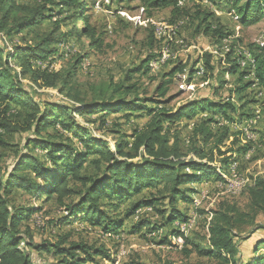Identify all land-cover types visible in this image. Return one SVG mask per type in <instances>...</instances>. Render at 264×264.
Wrapping results in <instances>:
<instances>
[{
  "label": "trees",
  "instance_id": "16d2710c",
  "mask_svg": "<svg viewBox=\"0 0 264 264\" xmlns=\"http://www.w3.org/2000/svg\"><path fill=\"white\" fill-rule=\"evenodd\" d=\"M116 1L120 4L125 0ZM139 1L151 10L171 8L175 17L181 9V2L186 0ZM187 1L197 3L204 0ZM226 3L231 5V11L239 16L244 27L257 25L264 19V0H226ZM48 5H63L74 10L72 16L62 20V23L72 20V30L64 32L61 22L55 21L54 29L35 44L13 45L9 48V40L13 35L38 28L54 19L53 15L48 14L53 12V8H48ZM88 7L89 4H86L85 0L83 2L62 0L58 3L48 0L44 5L35 8L17 5L16 0H0V149L12 147L7 138L29 134L22 149L16 151L17 159L12 169L4 171L0 168V264H36L31 249L51 255L54 261L49 264H104L98 258L110 261L111 264H116L117 261L104 250H94L85 244L66 246L67 237L55 244H35L31 237H26L21 231V224L38 211L12 206L10 196L14 189L29 194L36 193L37 198L44 196L46 200L56 197L61 206L64 205L65 199L78 196V200L71 199L70 206L66 208L67 222L87 221L93 227L102 228L106 234L118 235L122 231V221L112 217L108 211V208L115 211L119 209L116 202L121 203L146 190H157L162 186L151 198H142L133 203L126 211L125 218L135 217L143 209L152 211L161 201L166 200L169 205V215L167 218L164 217L166 223L183 224L188 221V216L179 211L177 204L191 203L192 197L197 193L188 186L212 178L223 181L217 167L204 162L208 155L202 148H193L192 152L197 160H184L185 156L179 146L180 140L175 138L171 144L168 129L182 119L192 120L209 113V116L203 117L205 119L201 118L199 124H195L194 136L202 145H212L211 151H217L224 157L226 154L222 153L220 148L232 134L229 127L224 126L223 132L218 136L214 133V125L219 124L217 117L231 120L228 118V112H234L235 106L230 101L193 100L175 111H170L159 107L151 108L150 103L159 105L160 102L143 98L138 94L135 85L125 87L122 84L113 87L110 94L108 91L100 90L94 94L92 101L87 102L78 94L72 96L70 91L66 90L71 74L63 80L65 86L60 89L61 95L65 94V98L70 100H45L37 94L38 90L59 87L62 81L61 72L51 68L48 61L64 60L65 51L61 46L71 45L69 41L72 38L86 37L93 49L102 51L103 35L98 34L97 29L90 26L89 18L84 15ZM13 11H18L22 17H13ZM209 16L204 17L202 22L207 25L205 32L219 35L220 45H224V40H229L230 43L231 34H222L220 30L215 31L212 25L207 24ZM11 19H14L15 23L9 28ZM79 22H84L85 27L78 28ZM153 32L156 42L161 47L163 41L156 38L155 29ZM251 48L246 49L252 54L254 64L245 68H241L240 64L244 61L242 52L239 54L240 47L232 52L235 64L229 69V73L238 74L240 77V86L234 91L240 100L245 98L248 90H254L253 88L264 92V47L254 44ZM156 57L150 56L137 72L144 70V74L145 72L148 74L151 70L149 65ZM213 58L214 55L209 52L199 58V63L203 64L201 70L203 75L204 70L205 73L211 72L214 75L216 67ZM81 61L83 62L82 58L77 59L75 68ZM185 69L183 64H178L164 76V81L157 89L158 97L167 95L176 75L183 73ZM196 74L197 70H189V83ZM222 74H215L214 78H221ZM246 79L248 81L243 82ZM25 82L32 87L25 85ZM18 110H23L24 115L22 116V112ZM136 113H146L151 117L146 129L136 131L131 142L118 143L115 152L106 141L94 138L92 130L77 120V116L91 118L99 114L100 128L104 129L109 116L123 115L122 117L128 118ZM141 115L136 117H142ZM252 116L250 113L243 114V123ZM118 125L116 123L117 127ZM74 140H77L81 147H78ZM260 141H264L263 135ZM250 148H255L254 144L253 147L243 146L238 152L244 156ZM31 151L39 154L34 155ZM212 155L213 153H210V157ZM210 161L213 163L212 158ZM231 161V158L224 159L222 168L229 167L234 162ZM88 164L94 166L95 174H85L88 170L85 165ZM39 180L45 183V189L40 190ZM70 181L80 184V190H73ZM246 190L248 200L245 206L223 202L213 212L206 247L191 244L193 250L188 254L196 252L200 257L213 260L215 264H264V239L254 244L253 252L248 257H245L241 250L243 243L251 240L258 231L264 230V224L259 220L261 218L264 221V176L256 178ZM157 212L163 213L162 210ZM143 228H147L149 234H155L165 227L151 228L150 223L143 221L134 226L133 232L140 233ZM245 234L248 236L244 237ZM174 235L185 236L180 232ZM190 242L185 238L186 244Z\"/></svg>",
  "mask_w": 264,
  "mask_h": 264
},
{
  "label": "rangeland",
  "instance_id": "374dc122",
  "mask_svg": "<svg viewBox=\"0 0 264 264\" xmlns=\"http://www.w3.org/2000/svg\"><path fill=\"white\" fill-rule=\"evenodd\" d=\"M20 1L16 0V4L27 8H35L48 2V0ZM52 1L58 3L62 0ZM85 3L89 4V7L84 11V15L89 18L90 26L96 28L98 34L103 35L104 47L99 52L91 47L88 38H72L69 41L71 45L66 46L73 50V54L64 60L48 61V63L52 61L51 68L54 67L61 72L62 81L59 87L57 89L38 90L37 94L41 98L55 101L70 100L65 98V94L61 95L60 89L65 86L63 80L71 74L72 77L68 80L66 90L70 91L72 96L75 93L78 94L87 102L92 101L95 97L94 94L100 90L108 91L107 93L110 94L109 92L113 87L122 84L125 87L135 85L138 94L143 98H151L160 102L159 105L150 103L151 108L159 107L170 111H175L193 100L230 101L235 106L234 112H228V118L231 120L225 119L226 117H223L224 119L217 117L219 124L214 125V133L218 136L223 132L224 126H228L232 134L231 138L225 141L220 148V151L226 154L224 157H221L217 151H211L212 145L204 146L194 136L195 124H199L201 118L209 116V113L199 115L192 120L182 119L177 124L169 127L171 144L175 141V138L180 140L181 153L185 156L184 160L187 161L197 160L192 152L193 148H202L204 153L208 155L204 162L211 164L212 167H217L218 171L228 172V167L224 168L225 170L222 168L223 160L231 158L234 162L231 161L229 169L233 166L238 168V174L250 180V184H253L256 178L264 176V141L259 142L261 135L264 136V119L260 117V121H254V127L250 129L256 137L259 136L258 140L253 139L243 131L249 129L246 125L252 122V118H255L256 113H261L263 116L264 96L257 88H253L255 91L248 90L245 93V98L240 100L234 93L240 86V77L238 74L231 75L229 73V69L233 68L235 64L232 57L233 51L240 47L239 54L242 51L243 55L252 56L246 48L264 42V19L257 25L244 27L240 23L239 16L231 11V5L226 3V0L220 3L210 0L197 3L187 0L182 1L180 4L181 9L175 17L172 15L171 8L151 10L139 0H125L120 4L116 0H85ZM48 8H53V12L48 14L53 15L54 19L45 22L38 28L25 31L19 35H13L12 39L9 40V48H12L13 45L26 46V44H29L30 46L35 44L42 36L54 29L55 21L61 22L64 32L72 30V20L64 23H62V20L72 16L74 14L73 9H67L63 5H48ZM15 11H13V17L17 18L18 16L21 18L22 15L19 16V12ZM207 16H209V23L207 24L212 25L215 31L220 30L222 34L232 35L230 43H228L229 40L227 42L224 40V45H220L219 35L213 32H205L207 25L202 24V22L204 17ZM13 20H10L9 28L14 25ZM169 23L173 24L170 25ZM157 26L160 29L165 27V32L162 31L158 35L155 32L156 38L163 41L161 47L153 35V30ZM84 27V22L78 23V28ZM174 30H179L175 40H173L172 32ZM63 47L65 45L61 46L62 50ZM206 52L214 55L213 62L216 67L214 75L211 72L207 74L204 70V75L197 73L189 83V70H197L199 58ZM166 53H168V62L170 63L159 71L158 69H151L148 74L146 72L144 74V70L137 72L138 68L150 56H157L158 60V57ZM81 58L83 62L81 61L75 68L77 59ZM243 63L244 61L241 62V64ZM178 64H183L186 68L185 71L176 75L173 84L170 86V91L165 97H158L157 89L164 81V76ZM199 64H202V62ZM215 74H222L221 78H214ZM246 81L248 79L243 82ZM24 84L32 87L28 82ZM34 90L36 89L34 88ZM18 111L22 112V116L24 115L23 110ZM245 113H250L253 116L243 123L242 115ZM140 115L142 117H136ZM122 116H109L104 129L100 128L99 114H95L91 118L77 116V120L92 130L94 138L106 141L115 152L118 143L131 142L132 135L136 131L146 129L151 118L146 113H136L128 118ZM116 123L119 124V127L116 126ZM49 130L53 132L52 129ZM28 135H16L7 138L12 147L0 149V168L4 171L12 169L17 159L16 151L22 149ZM74 141L78 147H81L77 140ZM252 142L255 148H250L244 156L240 155L238 150L242 149L243 146L250 147L252 145L253 147V144H249ZM210 153H213L211 157ZM32 154L36 155L39 152L33 151ZM211 158L213 163H210ZM85 166L88 169L85 174L96 173L92 164ZM187 172L190 173V171ZM70 182V187L73 190H80V184ZM188 187L197 192L192 197V202L189 204L179 202L177 204L179 211L188 216V221L184 222L182 226L180 225L182 228L185 227L184 238L174 235L177 232L183 233L182 228L177 227L180 222H175L172 225L166 223L165 218L169 215V205L166 200L161 201L152 211L143 209L138 212L137 216L130 219L125 218L126 211L133 203L142 198H151L152 195L157 193L156 189L146 190L140 195L133 196L121 203L116 202L115 204L119 207L116 211L108 208L112 217L122 221V231L118 235L106 234L102 228L93 227L87 221L82 223L67 222L66 216L68 213H66V208L70 206L71 199L77 201L78 196L65 199L64 205L61 206L56 197L46 200L44 196L37 198L38 194L36 195V193L29 194L14 189L10 196V202L12 206L18 208H32L38 211L21 224V231L26 237H31L37 245L55 244L62 238L67 237L66 246L85 244L94 250H104L112 259L117 260L116 263L118 264H215L213 260L207 257L198 256L196 252L188 254L193 250L191 244L206 247L213 212L223 202L227 201L244 207L248 200V190H244L237 195L232 194L226 189L225 184L216 181L214 178L202 183L191 184ZM43 189H45V183H41L40 190ZM103 202L106 203V201ZM157 210H162L163 213L159 214ZM259 220L261 224H264L261 218ZM143 221L150 223L151 228L160 226L165 228L155 234H149L147 228H143L140 233H134V226ZM247 236L248 234L244 235V237ZM179 238L182 240L180 241ZM185 238L191 241L190 244L185 243ZM260 239H264L263 229L255 233L251 240L242 244L241 250L245 257L252 254L254 244ZM30 252L36 264H49L54 261V258L47 253H41L34 249H31ZM98 260L104 264H111L110 261L105 259L98 258Z\"/></svg>",
  "mask_w": 264,
  "mask_h": 264
},
{
  "label": "bare ground",
  "instance_id": "6f19581e",
  "mask_svg": "<svg viewBox=\"0 0 264 264\" xmlns=\"http://www.w3.org/2000/svg\"><path fill=\"white\" fill-rule=\"evenodd\" d=\"M165 28V27H164ZM164 28L161 29L158 28V26L155 28V32L158 34H160L162 31H164ZM165 32V31H164ZM163 35V34H162ZM225 42H227V40H225ZM260 46H263L264 47V42H262L260 44ZM63 51H65V58H68L71 54H73V50L69 47V46H66L63 47ZM242 52V51H241ZM168 53L158 57L159 59V62H168V59H169V56L167 55ZM154 62V61H153ZM157 62V58H156V61ZM52 63V61H51ZM151 63V62H150ZM152 64V63H151ZM241 64V63H240ZM244 65V63L242 64ZM50 66V65H49ZM54 68V67H53ZM261 95H263V92H261ZM259 110V109H257ZM259 112V111H258ZM255 114V113H254ZM255 116V115H254ZM260 117H262L261 113H259L258 117L254 120V121H260ZM256 123V122H255ZM257 124V123H256ZM262 136V135H261ZM254 141V140H253ZM229 168V167H228ZM237 169L236 167H231V169H228V172H225V171H222V170H219L220 172V175L223 177V181H222V184H225L226 185V189L232 193V194H240L241 192H243L244 190H246L251 184H250V180L240 176V174H238L237 172ZM240 178V182L236 183V186H231L230 185V179L231 180H238ZM182 226V224L179 223V226ZM187 226V225H186ZM185 228V227H184ZM186 233V232H185Z\"/></svg>",
  "mask_w": 264,
  "mask_h": 264
},
{
  "label": "built area",
  "instance_id": "2783aa9c",
  "mask_svg": "<svg viewBox=\"0 0 264 264\" xmlns=\"http://www.w3.org/2000/svg\"><path fill=\"white\" fill-rule=\"evenodd\" d=\"M173 32V40H175V38L177 37V30H174L172 31ZM171 40V41H173ZM203 55V54H202ZM170 62H159V60H157V62H152V64L150 65V69H158V71L166 66L167 64H169ZM254 64V58L253 56H246L244 55V65L241 66V68H245L247 67L248 65L252 66ZM201 70H202V64H198V68H197V73L200 74L201 73ZM263 96H264V92H263ZM259 113H256V116L255 118H252V122H250L249 124L246 125L247 128L249 129H246V130H243L245 132V134H249L253 139L255 140H258L259 139V136L256 137L252 132H251V128L254 127V120L258 117ZM245 126V125H243ZM240 182V178L238 180H231L230 179V185L231 186H236V183ZM198 202V201H197ZM178 228H182L181 226L177 225ZM183 230V236L185 235V228H182ZM181 238H184V237H181ZM179 238V240L181 241L182 239ZM118 264V263H116Z\"/></svg>",
  "mask_w": 264,
  "mask_h": 264
}]
</instances>
